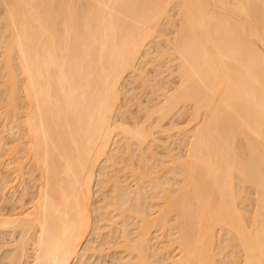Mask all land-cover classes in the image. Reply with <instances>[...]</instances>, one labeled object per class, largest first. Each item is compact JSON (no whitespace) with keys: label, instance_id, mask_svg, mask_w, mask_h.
<instances>
[{"label":"bare ground","instance_id":"obj_1","mask_svg":"<svg viewBox=\"0 0 264 264\" xmlns=\"http://www.w3.org/2000/svg\"><path fill=\"white\" fill-rule=\"evenodd\" d=\"M165 61L177 83L146 109L156 123L127 124L125 79L144 89ZM165 121L185 151L162 142L155 166L145 155ZM0 150V207L14 180L27 184L12 208L31 204L0 216V234L18 233L0 245L6 264H89L112 249L113 264H264V0H0ZM133 157L123 187L108 167Z\"/></svg>","mask_w":264,"mask_h":264},{"label":"rangeland","instance_id":"obj_2","mask_svg":"<svg viewBox=\"0 0 264 264\" xmlns=\"http://www.w3.org/2000/svg\"><path fill=\"white\" fill-rule=\"evenodd\" d=\"M173 13H174V12H173ZM171 15H172V17H173L174 14H171V12H170V16H171ZM163 24H164V23H163ZM166 28H167V27H166ZM165 31H166V32L168 31L169 33L172 32V30L169 31V29H167V30H165ZM166 32H164L165 34H164L163 36H165V35H166V36L163 37V39H164V38H167V39L172 38V37H171L172 35L169 34V33L167 32V33H168V36H167V33H166ZM159 40L161 41L159 45L164 46V45L166 44V43L164 42V40H162V38L159 39ZM159 40H158V42H159ZM165 40H166V39H165ZM162 41H163L164 43H163ZM163 44H164V45H163ZM151 50H153V49H151ZM155 56H156V55H155ZM164 63H166V61L163 62V65H162L161 63L158 64V65H160V66H162V67L157 66L156 68H152V67H149V68H148V70H147V74H148V77H149V78H148L149 83H147V84L145 83L146 86H145L144 89L141 88V83H138V85H137L136 82L133 83L134 80L132 81V78H129V76L125 79V80H126V81H124V88H125V91H128V90L130 91V89H132V88H133V89H136V91H135L134 94L137 96V97H136L137 100H136L135 98L129 100V99H130L129 97H132V98H133V94H132V92H129V91H128L130 94L128 93V95H127V97H125V100H124V101L127 102V99H126V98H129L128 100H129L130 102L126 105L127 108H124V109H127V110H128V113H127V116H124V118L122 119L123 121H125V119H126L127 121H128V119L131 120V117H132V118L134 117L133 120L136 121V119H137V123H139V124H140L141 122H142V123L145 122L144 125H147V126H148V125L150 124V122H151V123L153 122L154 124L156 123V122L153 120V117H152L151 119H149L150 121H148L147 119H146V120L144 119V117L147 116L145 113L149 112V110H150V109H149V110H146V109H148V108H150V107L153 108V105H156V102H157V104H158V103L161 101V99H162V98H161V97H162L161 94H164V91H166V90H167V92H168L169 89H170L169 92H171L172 87H173V86H176V83H177V80H176V78H175V74L172 75V73H171V71H172V70L174 71V69H175V68H174V65L172 66L171 63H170V64L166 63V66H164ZM154 64H156V63H154ZM156 65H157V64H156ZM168 66H170V67H168ZM171 66H172L173 68H172ZM168 68H172V69H168ZM155 69H156V71H155ZM153 70H154V71H153ZM157 70H158V71H157ZM154 72H155V73H154ZM156 73H157V74H158V73H161V74H158V75H160V76L157 75L158 77L156 76V77H157V78H156V77H155ZM169 74H170V75H169ZM171 75H172V76H171ZM165 76H166L167 78H166ZM162 77H163V78L165 77V78L168 79V80H165V79H163ZM160 78H161L162 80H161ZM169 78H170L171 80H169ZM173 78H174V79H173ZM159 79H160V80H159ZM163 80H164V81H163ZM158 81H159V82H158ZM168 81H169V82L171 81V85H170V83H166V82H168ZM162 82H163V83H162ZM164 82L166 83L165 85H164ZM129 83H131V84H129ZM155 84H156V85H155ZM157 84H158L160 87H161V85H162V90L159 89V88H157V87H158ZM168 84H169L170 86H169ZM174 84H175V85H174ZM151 85H152V87H151ZM153 85H154V87H153ZM148 86H149V87H148ZM156 86H157V87H156ZM164 86H165V87H164ZM167 88H168V89H167ZM133 89H132L131 91L134 92ZM164 89H165V90H164ZM158 90H159V91H158ZM160 90H161V91H160ZM163 90H164V91H163ZM137 94H138V95H137ZM159 94H160V95H159ZM158 96H160V97H158ZM157 97H158V98H157ZM160 98H161V99H160ZM123 99H124V98H122V101H121V103L123 102L122 105L126 104V103L123 101ZM154 107H155V106H154ZM141 108H142V110H140ZM144 108H145V109H144ZM125 111H126V110H125ZM146 111H147V112H146ZM129 112H130V113H129ZM128 114H130V115H128ZM180 116H181V117H178V114H177V116L175 115V117H173V118L171 119V121L173 120V123H174V124L177 123V124H175V126H176L175 129L181 127L182 130H183V129H184L183 126H186V123H187V117H185L186 115H183V116L180 115ZM126 117H127V118H126ZM128 117H129V118H128ZM182 117H183V118H182ZM184 117H185V118H184ZM117 119L121 120L120 117L117 118ZM143 119H144V120H143ZM130 120H129V122H130ZM133 120H132V121H133ZM151 120H153V121H151ZM185 120H186V121H185ZM132 121H131V122H132ZM135 121H134V122H135ZM143 121H144V122H143ZM147 121H148V122H147ZM125 122H126V121H125ZM134 122H133V123H134ZM168 122H169V121H168ZM168 122L165 121V122H163V124H161V126L163 125V128L161 127V130H164V129L169 130L168 132H166V134H168V135H166V134H164V135L160 134V133H162V132L160 131V133H159V132H158L159 129H157L158 131H157L156 129H154L155 131H157V133L153 130V133L155 132L154 135H155V137H156V140H155V142H154V145L156 146V148H155V146L153 145V143H149L148 147H150L151 144H152V146H151V151H152L153 149H154V150H153L150 154H149V152H148V155H149V156H148L147 154L145 155L146 157H148V158H146V160H147V159L150 160V156L153 154V152L156 153V154H153V155H152V156H154V159L151 158V162H152V163L149 162V161L147 160V161L149 162V164H152V165H155V166H156V165H157L156 162L158 163V162H160V160H161V161H162V160H163V161H167L168 159H165V158H168V152H167V150L165 149V147L168 146V145L170 146V147H168V149H170V152H169V153L172 154V155L179 156V154H180V155L182 156V153L185 151V149H184V147H183L184 143H182V142H184V141L181 142V140L183 139V137H182L181 140H178V139H177V138H178L177 136H178L180 133H182L183 131L180 130V133L177 135L176 132L178 133V131H177L178 129L175 131V129H174V127H173V130H172V127L169 126ZM126 123H127V122H126ZM148 123H149V124H148ZM127 124H128V123H127ZM127 124H126V125H127ZM129 124H130V123H129ZM139 124H138V125H139ZM154 124H152V125L154 126ZM165 124H166V125H165ZM167 124H168V125H167ZM140 125H141V124H140ZM173 126H174V125H173ZM164 127H165V128H164ZM181 128H180V129H181ZM165 136H166V137H165ZM179 136H180V135H179ZM181 136H182V135H181ZM181 136H180V138H181ZM155 137H154V138H155ZM180 138H179V139H180ZM157 139H158V142H156ZM159 139H160V140H159ZM165 139H167V140H166L167 143L164 142ZM116 140H118V139H116ZM4 141H6V140H4ZM162 142H163V145H164L165 147L162 145ZM179 142H181V143H179ZM117 143H119L120 146H122V144H123V142H121V143H120V142H117ZM156 143H157V144H156ZM164 143H165V144H164ZM119 144H117V145L119 146ZM118 146H117L116 148H120V149H121V147H118ZM123 146H124V145H123ZM123 146H122V147H123ZM153 146H154V147H153ZM4 147H5V146H4ZM4 147H3V148H4ZM10 147H11V146H10ZM114 147H115V146H114ZM114 147L111 146V147H110V150H114ZM3 148H2V149H3ZM5 148L7 149L8 147H5ZM112 148H113V149H112ZM123 148H124V147H123ZM133 148H134V147H133ZM146 148H147V147H146ZM162 148L165 150L166 153L162 150ZM3 150H4V149H3ZM3 150H2V151H3ZM122 150H123V149H122ZM171 151H173V152H171ZM113 152H114V151H113ZM137 153H138V152H137ZM144 153H145V152H144ZM146 153H147V151H146ZM136 155H138V154L135 153V156H136ZM155 155H157V156H155ZM161 155L163 156V158H162ZM166 155H167V156H166ZM0 156H1V157H0V163H6V159H7L6 157H7V156H5V154H4L3 152L1 153V150H0ZM4 156H5V157H4ZM159 156H160L161 158H160ZM157 157H159L160 159H158ZM5 158H6V159H5ZM135 158H136V157H133V159L129 160L130 163H129V162H126V161L123 159L124 161H121V162H122V163L125 162L126 164H124V165H123L121 162H119V160H120L121 158H120V159L117 158L118 161H117V159H116V160H113V162H116V161H117V162H119V163H121V164L117 163V164H118V165H117L116 163H114V164L116 165V166H114V168H113V167L109 168V167L107 166V165H109V164H107L106 166L108 167V170H109V171L112 170L113 172H114V170H115V172H118V171H120V169H121V171L119 172L120 175L117 173V174L119 175V176L117 175V177L120 179V180H118V182L120 181V183H121L122 180L124 181V180L126 179V176H127V177L129 176V173L131 172V168H132V170H133V169L135 168V166H136L137 168L139 167V164H140V163L137 161V162H138V164H137V162H135V161H136ZM121 160H122V159H121ZM133 160H134V161H133ZM137 160H138V158H137ZM157 160H158V161H157ZM4 161H5V162H4ZM136 164H137V165H136ZM119 165H120V166H119ZM125 165H126V166H125ZM121 166H122V168H121ZM127 166H128V167H127ZM133 166H134V167H133ZM119 167H120V168H119ZM153 167H154V166H153ZM1 168H2V166H0V172H1V173H4L5 170H4V169H1ZM116 168H117V169H116ZM123 168H124V169H123ZM129 168H130V169H129ZM137 168H135V169H137ZM105 169L107 170V168H105ZM105 169H104L103 172L106 171ZM118 169H119V170H118ZM108 170H107L104 174H107V173H108L110 176H112V178H108L109 175L106 176V177H107V180L109 179V180H111V182H112V181H114L115 178H113V177H114L116 174L114 173L115 175H113V174H112L113 172H109ZM126 170L128 171V174H126V173H127ZM123 172H125V173H123ZM35 174H36V176H35ZM35 174H33L34 176H32V177H33V178H36V179H34V180L31 181V182L28 181V185H27V187H28V189H29V190H28V195H29L30 197L35 193L34 191H36L34 182H35L36 184L39 183V181H37V179H38V174H37V173H35ZM111 174H112V175H111ZM110 176H109V177H110ZM121 176H122V179H121ZM130 176H131V175H130ZM118 178H116V179H118ZM128 178H129V179H128ZM128 178L126 179L127 181H126L125 183H124V182L121 183V184L123 185V187H124V185H125V187H127V184H129V187H132V186H133V185H132V184H133L132 179H131L130 177H128ZM163 178H164V177H163ZM163 178L161 179L162 181H163ZM166 178H167L168 180H173V179H171L172 176H170V175H169V177H168V175H167V176L165 175L164 181H165ZM24 179H26V176L24 177ZM27 179H28V177H27ZM27 179H26V180H27ZM167 179H166V180H167ZM128 180L131 182V184H130V182H128ZM14 181H15V182H14ZM14 181L11 183V186H12V185L14 186L13 189H12L13 191H11V189L8 190V191H7L6 189H4V190L2 191V194L5 193V194H3L4 197H6L5 199L2 197V198H3L2 200H4V202L7 201L6 203L8 204V205H7V204L4 205V203H3V205H2V203H1L2 207H0V208H1L2 210H1V212H0V216H1L2 218H4V216H7V217H8L9 215H11L10 213H12V214L16 213V214H14V215L16 216L17 214L19 215V213L22 212V211L25 213V211L27 210V212H28V211H29V208L31 207V204H30V206L28 205V204H29V203H28V198H29V197H28L27 199H26V197H25L24 200H23L24 203L26 202V205H28L29 207L26 206V205L23 203V201L21 202V203H23V206H22V204L20 205L19 203H16L17 205L19 204L20 206H22V209H21V207L18 208V207L16 206V207H15V208H17V210H16L15 208H12V207H13V206H12L13 203H9L10 201L8 202V199H9V198H12V197L14 196L13 194L15 193V191L18 193L19 190L22 188V187H21V183H23L22 186H24V184H27L26 182H21V183H20V182H18V181H16V180H14ZM32 182H33V184H31ZM111 182H110V183H111ZM127 182H128V183H127ZM14 183H15V184L17 183V184L14 185ZM126 183H127V184H126ZM19 185H20V186H19ZM30 185H31V186H30ZM106 185L109 186V188H108L107 186H104V188L107 187V188L105 189L106 191L103 189V190H104L103 192H100V193H97V192L95 193V192H94V193H95L94 195H96V194H97V195H96V197L94 196V199H93V200H97V204H98V202L101 201V200L104 201V199H101V198H102L101 196H103V197L106 196L107 199H108V198H110L111 195H112V191H111V190H112V183H111V185H109V183L106 184ZM29 186H30V187H29ZM32 186H33V187H32ZM95 187H96V185H95ZM95 187L93 188V191L96 190ZM129 187H128V188H129ZM110 188H111V190H110ZM7 189H9V188H7ZM14 189H15V190H14ZM30 189H31V192H30ZM129 189H130V188H129ZM148 189H150V188H148ZM148 189H147V190H148ZM17 190H18V191H17ZM33 190H34V191H33ZM107 190H108V191H107ZM96 191H97V190H96ZM7 192H8V193H7ZM20 192H21V190H20ZM20 192H19L18 194L15 193V195H17V197H18V195H20ZM33 192H34V193H33ZM104 192H105V194H103ZM110 192H111V193H110ZM148 192H149V194L152 193V191H149V190H148ZM6 194H7V195H6ZM30 194H31V195H30ZM250 194H251V192H250ZM3 195H1V196H3ZM251 196H252V197H251ZM14 197L16 198V196H14ZM104 198H105V197H104ZM250 198H252V207H253V199H254L253 192H252V195H250ZM6 199H7V200H6ZM0 200H1V199H0ZM9 200H10V199H9ZM12 200H13V199H12ZM14 200H15V199H14ZM14 200H13V201H14ZM108 200H109V199H108ZM103 201L100 202V203H103ZM93 202H94V201H93ZM14 203H15V202H14ZM27 203H28V204H27ZM94 203H96V201H95ZM9 204H10V205H9ZM16 204H15V205H16ZM97 204H94L95 206H93V208H96V206L98 207L99 204H98V205H97ZM244 204H245V203H244ZM247 204H248V203H246V205H247ZM15 205H14V206H15ZM19 205H18V206H19ZM24 205H25V206H24ZM249 205H250V204H249ZM4 206H5V209H4ZM99 206H100V205H99ZM243 206H245V205H243ZM249 207H250V209H251V205H250V206L247 205V206H246V209H248ZM27 208H28V209H27ZM240 208H241V207H240ZM242 208H243V207H242ZM12 209H15L16 211H12ZM111 209H112V208L110 207L108 210L110 211ZM108 210H107V213H108ZM9 211H10V212H9ZM2 212H3L4 215L1 214ZM105 212H106V211H105ZM8 213H9V214H8ZM24 213H20L21 215H19V216H17V217L21 218V217H22V214H24ZM2 215H3V216H2ZM12 217H14V216H12ZM10 218H11V217H10ZM93 218H94V216H93ZM93 218H92V219H93ZM103 224H105V222H104V223H103V222L100 223V226H102ZM106 230H108V229H106ZM106 230L103 229V230L100 231L101 234L104 233V234H103V237H102V240H103V238L105 237V236H104L105 233L108 232V231L105 232ZM2 233H3V232H1V234H2ZM6 233H7V232L4 233L5 235H3V234L1 235V234H0V235H1V236H0V239L2 238V239L0 240V245H1L2 242L5 243V245H7L8 242H10L11 244H13V243L18 239V236L16 237V235L18 234L17 232H16V233L14 232L16 235L13 233V235L10 236V237H9L8 235H6ZM7 234H8V233H7ZM11 234H12V233H11ZM11 234H9V235H11ZM93 235H94V234H93ZM93 235L91 236V238L93 237L92 240H95V238H96V239L99 238V236H96V237L94 238ZM106 235H107V234H106ZM115 235H116V234H114L113 238L117 237V235H116V236H115ZM3 237H4V241H3ZM15 237H16L17 239H16ZM91 238H90V239H91ZM113 238H112V241H113V242H114V241H115V242H118V241L115 240L116 238H115L114 240H113ZM99 239H101V238H99ZM99 239H98V241H99ZM105 239H106V237H105ZM5 240H7L8 242L5 241ZM13 240H15V241L12 242ZM115 242H114V243H115ZM3 243H2V245H3ZM10 243H9V244H10ZM102 246H104V247H101V248H103V249H107V248H105V247H107V245H102ZM3 248H4V247H3ZM5 248H7V251H8L9 248H8V247H5ZM2 250H3L2 253H3V252H4V253H3V254L0 253V255H1L0 258H1V257L3 258L4 256L7 255V253H5V252H6V249H5V250L2 249ZM106 251H107V250H105L104 255H102L104 259H103V258H99V256L96 255V256H93L92 258H90L91 260H87V263H89V264H96V262H98L96 259L99 258L100 260L103 259L102 262H103V263L105 262L104 264H106V263H107V264H113V263H112V261H113V259H114L113 257H117V258H119V255H117V256H116V255H113V254H115V250H114V249H112V251L109 250V251H108L109 253L107 252V253L109 254V255H108L109 257L105 255V254H106ZM0 252H1V250H0ZM111 252H113V253H111ZM5 254H6V255H5ZM87 256H88V255H87ZM111 257H112V258H111ZM4 258H5V257H4ZM4 258L2 259V262H4V264H6L7 262H6V260H4ZM109 258H111V259H109ZM117 258H116V259H117ZM0 260H1V259H0ZM3 260H4V261H3ZM94 260H95V261H94ZM100 260H99V262H98L97 264H99V263L101 262ZM88 261H90V262H88ZM110 261H111V263H110ZM102 262H101L100 264H102ZM0 264H1V261H0ZM2 264H3V263H2ZM75 264H76V263H75ZM77 264H78V263H77Z\"/></svg>","mask_w":264,"mask_h":264}]
</instances>
